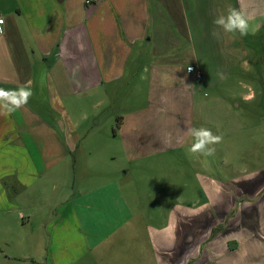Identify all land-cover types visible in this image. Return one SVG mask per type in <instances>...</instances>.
Wrapping results in <instances>:
<instances>
[{
  "label": "crops",
  "instance_id": "crops-1",
  "mask_svg": "<svg viewBox=\"0 0 264 264\" xmlns=\"http://www.w3.org/2000/svg\"><path fill=\"white\" fill-rule=\"evenodd\" d=\"M229 7L249 19L247 36L213 24ZM0 14V87L33 91L0 116V264H264L253 212L246 203L233 212L228 183L206 172L181 169L165 216L135 209L146 205L141 163L175 150L201 159L186 131L211 125L202 89L248 64L245 39L264 37V0H0ZM129 76L142 103L117 111L112 135L78 134ZM83 140L76 182L68 159Z\"/></svg>",
  "mask_w": 264,
  "mask_h": 264
},
{
  "label": "rangeland",
  "instance_id": "rangeland-1",
  "mask_svg": "<svg viewBox=\"0 0 264 264\" xmlns=\"http://www.w3.org/2000/svg\"><path fill=\"white\" fill-rule=\"evenodd\" d=\"M245 44L248 57H244L248 64L243 69L236 66L229 78L216 79L202 89L203 94H206L204 98L210 103L203 108L211 120V125L206 128L214 134L222 135V142L214 145V155H200L201 159L198 160L186 158L175 150L156 154L145 164L141 163L140 167H147L148 173L143 176L145 181L139 182L137 191L139 198L146 203L135 208L141 216L146 217L147 213L153 212L154 218H159L161 210L164 216L172 211L179 194L180 171L188 169L190 172H206L217 181L228 183L234 200L233 212L240 211V206L246 203L249 211L253 212L247 223L258 225L264 231V37L260 36L259 40L245 39ZM134 80L133 76H129L113 88L106 101L91 111L93 115L89 121L86 124L85 119L79 122L76 127L78 134L85 135V129L93 126L102 135H112L119 119L117 111L132 109L141 104L145 97L139 91L140 87L139 90L135 87L130 90ZM249 90L253 94L249 99H243ZM226 105H231L232 110ZM77 116L74 115V119ZM81 145L83 148L75 150L68 159V166L71 173L73 170L76 182L85 170L84 140ZM242 186L248 191L242 193ZM162 197L166 203L163 207L160 206ZM45 241L43 239L41 248L43 257Z\"/></svg>",
  "mask_w": 264,
  "mask_h": 264
},
{
  "label": "clouds",
  "instance_id": "clouds-1",
  "mask_svg": "<svg viewBox=\"0 0 264 264\" xmlns=\"http://www.w3.org/2000/svg\"><path fill=\"white\" fill-rule=\"evenodd\" d=\"M3 23L4 21L0 20V25H3ZM213 24L226 34L235 35L239 33L242 37L249 34V19L236 8L229 7L226 13L216 16ZM3 30V27H0V34L3 33ZM212 35L219 37V33L215 29ZM32 95L33 91L30 84L22 85L16 89L0 87V116L10 117L25 107ZM186 132L192 137L193 141L188 148L190 154H199L205 157L212 156L215 153L214 145L221 143L223 140L222 135L214 134L211 129L205 127H190L187 128Z\"/></svg>",
  "mask_w": 264,
  "mask_h": 264
},
{
  "label": "built area",
  "instance_id": "built-area-1",
  "mask_svg": "<svg viewBox=\"0 0 264 264\" xmlns=\"http://www.w3.org/2000/svg\"><path fill=\"white\" fill-rule=\"evenodd\" d=\"M87 1H89V0H87ZM0 20H3L4 21V18H3V16L0 14ZM187 70L189 71V72H191V73H193V75L195 76V78H200V76H201V73H200V71L198 70V69H196L194 66H188L187 67Z\"/></svg>",
  "mask_w": 264,
  "mask_h": 264
},
{
  "label": "trees",
  "instance_id": "trees-1",
  "mask_svg": "<svg viewBox=\"0 0 264 264\" xmlns=\"http://www.w3.org/2000/svg\"><path fill=\"white\" fill-rule=\"evenodd\" d=\"M118 124H119V123H118V121H117V123H116V127L118 126Z\"/></svg>",
  "mask_w": 264,
  "mask_h": 264
}]
</instances>
